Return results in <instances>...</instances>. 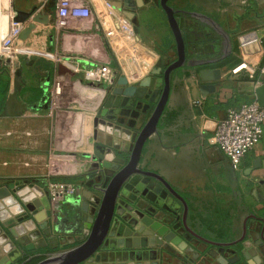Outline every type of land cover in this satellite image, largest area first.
Instances as JSON below:
<instances>
[{"label": "crops", "instance_id": "1", "mask_svg": "<svg viewBox=\"0 0 264 264\" xmlns=\"http://www.w3.org/2000/svg\"><path fill=\"white\" fill-rule=\"evenodd\" d=\"M70 1L73 5L78 2ZM93 3L101 17L79 16L66 28H59L50 15L48 23L38 25L41 31L46 29L24 41L28 52L14 51L11 58L0 57V77L9 86L0 108V263L20 264L28 253L54 248L51 237L42 238L47 235L46 227L55 210L65 207L68 199L86 196V187L55 200L49 190L51 183L75 178L77 184L90 183L91 174L96 173L94 179L99 175L105 178L125 165L144 120L132 128L102 115L118 72L111 61V46L128 81H139L157 71L161 58L164 65L177 59L168 16L154 0L136 11L141 42L131 27L123 21V26L119 24V15L106 0ZM14 4L16 8V0ZM168 4L182 29L186 62L171 75L168 103L157 131L145 145L141 166L160 174L186 199L187 224L195 233L207 240L230 243L246 232L241 242L231 246L240 257L235 264H264V227L260 221L264 219V131L240 168L211 139L230 107L258 101L256 88L264 83V0H169ZM125 9L123 6L122 11ZM149 10L155 14L144 16ZM105 36L112 42L109 52ZM133 38L147 52L144 77L141 67L132 66L130 75L127 70L136 50ZM21 42L19 37L15 46ZM103 64L111 70L109 77L101 81L90 78L89 71ZM204 69H219L220 79L204 81ZM16 71H20L22 81L19 99L30 106L20 115L4 116ZM33 86L42 87L41 97L30 96ZM52 96L67 102L66 110L50 111ZM31 98L33 103L29 104ZM132 194L129 197L133 199ZM24 198L33 209L23 203ZM143 202L136 205L148 212L141 214L143 218L138 216V224L130 220L132 214L138 215L136 210L118 204L108 246L125 250L119 249L122 257L114 264H221V257L236 258L229 246L221 253L209 241L191 235L182 223L181 203L176 204L180 212L174 213V205L170 211L151 201ZM70 213L69 209L62 220L68 228L75 227ZM13 219L16 222L10 225ZM148 226L146 242L151 246L155 241V248L144 250V229ZM75 233L72 230L66 237L73 240ZM110 252H98L81 264H106L107 255H118Z\"/></svg>", "mask_w": 264, "mask_h": 264}, {"label": "water", "instance_id": "2", "mask_svg": "<svg viewBox=\"0 0 264 264\" xmlns=\"http://www.w3.org/2000/svg\"><path fill=\"white\" fill-rule=\"evenodd\" d=\"M150 1L152 0H116L114 4L118 8L124 5L126 7L124 13L137 23V9L143 7ZM154 1L162 6L168 16L169 24L176 40L177 59L166 65L162 75L147 77L148 83L141 81L131 86L124 87L128 84L127 80L124 79L120 82L121 87H114L109 90L102 115L118 123L127 124L132 128H135L139 121L144 120V122L137 132L135 143L129 156L126 158L125 165L119 168L113 175L105 178L99 175L94 179L96 173L91 174L92 179L90 183L81 181L77 185L78 191L81 190V187H86L84 190L86 196L81 199H68L70 210L72 212H77L75 216L77 217L76 222H78V224L84 222L85 216L89 213L96 215L89 235L83 237V241L81 240L82 242L74 245L73 248L59 253L53 252L38 264H81L96 256L101 248L109 242L114 217L117 213L119 203L126 207L130 206V208L136 210L138 215L132 214L130 219L138 224L141 222L139 217L141 214H145L147 209L143 211L141 208L137 207L136 203H139V206L144 200H147L154 204H159L170 211V207L174 205L172 212L177 213L181 210L179 205L176 206L179 202L183 205V213L181 216L184 228L191 235H196L199 238L207 240L195 233L188 226L187 218L189 204L186 199L160 174L155 171L146 170L141 166V157L145 145L148 139L157 131L159 121L168 103L171 75L173 71L183 66L186 62L185 40L174 9L168 4L169 0ZM35 10V8L32 11L17 10L15 21L24 23L30 18H33V21L48 23L49 16L42 13H35ZM26 26L27 27H25L19 36L21 39L26 38L27 33L36 25L32 22ZM201 75L204 81H214L220 79L221 71L219 69H204L201 71ZM49 82L50 80L48 79L46 84L48 85ZM13 86L14 90L8 94L6 105L3 109L2 115L4 116L20 115L29 107L23 100H20L18 96V92L22 88L21 75L18 72L14 78ZM204 86L213 87V85ZM213 91L214 89L209 92L207 91V93ZM256 93L259 104L264 107V83L257 86ZM96 166H98V164H96L95 167ZM130 192L133 194L135 193L133 199L129 197ZM141 199H143V201H141ZM22 201L29 209H33V206L29 204L27 198L22 199ZM45 201L46 206L49 208V201L47 199H45ZM49 213L51 214V211ZM141 218H143V216H141ZM179 218L180 216L178 219ZM260 221L263 222L264 227V219H260ZM15 222L16 220L13 219L9 224L11 225ZM153 223L155 224V222ZM83 232L84 229L82 228L76 231L79 235L83 234ZM245 236L246 232H244L240 239L230 243L215 242L212 240L207 241L214 246L215 250L221 253H224L226 250L225 247L229 246V250L233 252L236 258L234 260H224L221 257L222 259L219 258L218 261H220L221 264H235L240 261V257L237 250L233 247L231 248V246L241 242ZM262 236L264 239V228ZM75 239L77 240V238ZM78 241L80 240L78 239Z\"/></svg>", "mask_w": 264, "mask_h": 264}, {"label": "built area", "instance_id": "3", "mask_svg": "<svg viewBox=\"0 0 264 264\" xmlns=\"http://www.w3.org/2000/svg\"><path fill=\"white\" fill-rule=\"evenodd\" d=\"M70 5L73 8L71 1L62 0L61 7L53 16L55 26L66 28L71 19L86 16V10L69 12L67 9ZM16 16L17 9L14 0H0V57L11 58L13 56L14 52L10 55L5 54V51L15 47L19 35L26 27V22L15 21ZM242 44L245 45V42ZM110 72L108 65L103 64L91 69L88 75L96 81H101L109 77ZM57 92H60V87H57ZM56 99L55 96L50 97V104L57 103ZM263 131L264 107L255 100L230 107L226 116L218 121L211 139L233 165L240 168L247 153L261 141ZM77 185V183L55 182L50 184L49 190L53 199H64L66 196L76 194Z\"/></svg>", "mask_w": 264, "mask_h": 264}, {"label": "rangeland", "instance_id": "4", "mask_svg": "<svg viewBox=\"0 0 264 264\" xmlns=\"http://www.w3.org/2000/svg\"><path fill=\"white\" fill-rule=\"evenodd\" d=\"M35 2H32L35 4V6H33V4L31 3L30 0H16V9L17 10H22V11H32L34 8L36 9L35 10V13H42L44 15H47V16H50V15H54L56 13V11L61 7L62 5V0H47V2L45 3L44 1H40V0H34ZM70 1V0H69ZM77 1V0H76ZM114 1L115 0H106V2L111 5L113 7V10H115L117 12V14L119 15L118 18V22L119 24L122 25V21L125 23V26H128V27H131L133 29V32H134V37L136 39L139 40V34H138V26H139V18H138V21L137 23L134 22L132 20V18L128 17L124 11H122L123 9V6L121 8H118L115 4H114ZM78 2H80V4H77ZM78 2L76 3V5H72L73 8L70 7L67 9L69 10V12H74L75 10L78 12V11H83V10H86V19L88 18H92L93 16L95 15H98L99 17L100 14L98 13V11L96 10V8L94 7V3H93V0H78ZM156 3V2H155ZM73 4V3H72ZM158 6H161L160 4L156 3ZM162 7V6H161ZM126 10V9H125ZM164 10V9H163ZM165 11V10H164ZM76 12V13H77ZM151 14H155V11H152V10H149L147 12L146 15L144 16H150ZM137 15V14H136ZM138 17V15H137ZM122 19V20H121ZM28 22H34L35 23V27L31 30L32 31V34H39L40 32L44 31L46 28H43L42 31L38 28V25L41 23V22H38V21H33V18H31V20H28L26 22V25H29L27 24ZM42 24V23H41ZM131 25V26H129ZM103 26V27H102ZM123 26V25H122ZM116 27L119 29V30H123V27H121L120 25H117V22H116ZM101 28H103L105 31H106V28L104 26V24L102 23L101 25ZM101 31V29H100ZM20 36V35H19ZM106 37V36H105ZM29 38V37H28ZM23 39H26V38H22L21 40ZM27 40V39H26ZM105 40V46L109 52V49H110V44L109 43H112L108 37H106ZM24 41V40H23ZM141 42V41H140ZM144 47V46H143ZM14 51H19V53H25V52H28L27 50V46H24V42L15 46L14 48L12 49H9V50H6L5 51V54H10L12 55ZM116 52V53H115ZM117 51L115 50V48L113 47V45L111 46V61H112V64L116 65V68L118 70V72H115L116 76L115 78L112 79V82H111V89H113L114 87H121V84L120 82H122L124 79L127 80V85L124 86V87H128V86H131L135 83H138V82H147V77H153V76H158V75H162L163 74V71L164 69L166 68V65L163 64V58H161V60L159 61V64L157 65L156 67V70L154 73H150L148 75H146L145 73L147 72V67H145V63L147 62V52L142 48H137L134 53L132 54V63L129 64V66H127V70L129 71V75L131 74V71L133 69L134 66H138V68H140V70L143 71V77L144 78H141L140 77V80L136 81L134 78L133 80H130L128 81V78L127 76L123 73V71L118 67V62L116 60V57H117ZM116 55V57H115ZM26 57V55H25ZM36 57V56H34ZM130 58V57H129ZM23 60V58H21ZM8 64L10 65L11 63V60L9 59L8 61ZM7 64V65H8ZM133 66V67H132ZM147 66V65H146ZM8 68V66H7ZM180 68V67H179ZM177 68V69H179ZM20 71H18L19 73ZM133 72V71H132ZM17 74V71L15 73V75ZM132 83V84H131ZM164 84V83H163ZM135 87V86H134ZM41 90H42V87H34L33 88H29V92H30V96L32 97V95H35V94H38L37 96L40 95L41 93ZM109 94V92H108ZM107 97V95H106ZM34 98H31V100H29V104H32L33 103V100ZM56 103V102H55ZM51 105L49 104L50 108L49 110L50 111H60V110H66L65 107L67 105V102H63V100H57V103L56 105ZM30 106V105H29ZM62 108V109H61ZM60 124L63 123V121H59ZM98 167V166H97ZM70 209V206H69V202L66 204L65 207H61V208H57L55 210V213L53 214V218H51L50 220V224L46 227V232H47V235H43L42 238L46 239L47 237H51V240L53 241L52 243V247H54L55 249H57V251H55L56 253H59L61 251H67L71 248L74 247V245H77L79 244L80 242L83 241V237H87L91 231V228L93 226V223H94V219L96 217L95 214H88L85 216V220L84 222L80 223L78 227L84 229V232L83 234H77L75 233V235H77V240L74 239L73 240H70L68 237H66L68 234V232L72 231V230H75L76 229V225L75 227H72V228H68L66 226H64L62 224V220L66 217V212L68 213L67 209ZM71 212V211H70ZM75 213L77 212H72L70 213V215H74ZM132 222L133 220L130 219ZM133 224H136L133 222ZM150 226L148 227H145V235L143 236L144 239H145V242H146V239L148 238V229H149ZM147 229V230H146ZM78 239L80 241H78ZM50 240V239H49ZM48 240V241H49ZM82 240V241H81ZM146 246L143 247L144 250L146 249H152L153 247L155 248V241H154V245H148V242H146ZM71 245V247H70ZM70 247V248H69ZM119 249H122V248H117V247H109L108 246V243H106V245L101 248V250L99 251L100 253H103L105 251H108V250H111V252L109 254H112V253H116L118 255H114L115 257H117L118 259H115L114 256L113 258H109L108 255H107V258L105 259V261L107 260V263L106 264H114V262H116L117 260H121V257L122 255H120L119 252H122L121 250ZM125 250V248H123ZM122 249V250H123ZM134 255V254H133ZM95 257V256H94ZM92 257V258H94Z\"/></svg>", "mask_w": 264, "mask_h": 264}, {"label": "trees", "instance_id": "5", "mask_svg": "<svg viewBox=\"0 0 264 264\" xmlns=\"http://www.w3.org/2000/svg\"><path fill=\"white\" fill-rule=\"evenodd\" d=\"M7 78V76H5ZM9 78V77H8ZM6 87V88H5ZM8 82L6 83L3 81V79L0 77V108L3 106V102L5 101L7 92H8ZM43 90H41L40 97L43 95ZM78 178L75 179H62L61 181L67 183H73L76 184ZM71 247V246H70ZM69 247V248H70ZM57 251L55 248L45 247L42 249H38L34 254L28 253L26 257L21 259L20 264H38L45 258H47L51 253ZM30 254V255H29Z\"/></svg>", "mask_w": 264, "mask_h": 264}, {"label": "bare ground", "instance_id": "6", "mask_svg": "<svg viewBox=\"0 0 264 264\" xmlns=\"http://www.w3.org/2000/svg\"><path fill=\"white\" fill-rule=\"evenodd\" d=\"M29 20H31V18H30ZM30 23H32V22H28L27 24H30ZM26 27H27V26H26ZM31 34H32V31H30L29 33H27V35H26V39H28V37H29ZM26 39H23V40L25 41ZM23 40H22V42H21V43H23V42H24ZM21 43H20V44H21ZM133 43H134V45H135L136 49L141 47V46H139V44H138L137 40H135L134 38H133ZM132 196H135V193H134V194H132Z\"/></svg>", "mask_w": 264, "mask_h": 264}, {"label": "flooded vegetation", "instance_id": "7", "mask_svg": "<svg viewBox=\"0 0 264 264\" xmlns=\"http://www.w3.org/2000/svg\"><path fill=\"white\" fill-rule=\"evenodd\" d=\"M68 211H69V209H68ZM70 211H71V210H70ZM71 212H72V211H71ZM72 216H73V220H74L75 223H76V224H75V223L73 222V223H74V226L76 225V229H75V230L77 231V230L80 229V227H78V226H79L78 222H76V221H77V217L75 216V214L72 215Z\"/></svg>", "mask_w": 264, "mask_h": 264}]
</instances>
